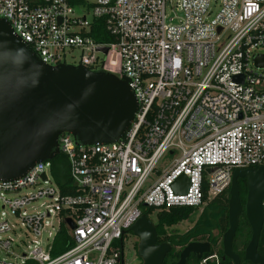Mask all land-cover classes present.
Here are the masks:
<instances>
[{
    "label": "built area",
    "instance_id": "obj_1",
    "mask_svg": "<svg viewBox=\"0 0 264 264\" xmlns=\"http://www.w3.org/2000/svg\"><path fill=\"white\" fill-rule=\"evenodd\" d=\"M210 12L211 0H0V18L43 63L123 75L138 102L115 142L58 136L73 193L47 161L0 180V264H138L123 235L144 210L198 208L235 169L264 165V69L253 65L264 0ZM61 226L70 246L55 255Z\"/></svg>",
    "mask_w": 264,
    "mask_h": 264
},
{
    "label": "water",
    "instance_id": "obj_2",
    "mask_svg": "<svg viewBox=\"0 0 264 264\" xmlns=\"http://www.w3.org/2000/svg\"><path fill=\"white\" fill-rule=\"evenodd\" d=\"M100 49L106 52V48ZM253 65L264 69V53L253 57ZM137 107V98L125 76L90 70L81 64L43 63L12 33L9 23L0 18V180L16 179L36 163L55 157L59 153L61 133H68L75 142L86 145L117 141L129 127ZM238 178L246 180L244 214L251 232L244 259L252 264H264V257L257 252L263 222L264 165L235 169L232 173L222 254L238 263L231 249L242 209ZM177 181L186 182L185 191L186 177L181 175ZM66 221L73 226L70 220ZM128 231L138 238L140 264L162 263L169 245L155 244L156 231L145 214ZM209 251L208 242H189L175 264H184L190 254L201 258Z\"/></svg>",
    "mask_w": 264,
    "mask_h": 264
},
{
    "label": "trees",
    "instance_id": "obj_3",
    "mask_svg": "<svg viewBox=\"0 0 264 264\" xmlns=\"http://www.w3.org/2000/svg\"><path fill=\"white\" fill-rule=\"evenodd\" d=\"M100 25H95L94 28H99ZM91 35L94 38H97L96 32L92 30ZM49 164V171L50 174L55 181V183L58 185L61 193L63 194H71L73 193V189L70 187V180L68 176V160L65 155L62 153H58L55 157H53L51 160L47 161ZM254 169L256 167H253ZM242 184L237 180L238 185V191H239V201L242 207H244L245 204V197H246V184L245 180L242 179ZM264 202V197H263ZM227 203H228V189L224 190L222 193L217 194L212 199L205 202L203 205V210L201 212V215L197 219L195 225L187 230L182 236L180 237V243L181 245H185L189 241H203V240H209V236L213 238L214 242L218 239H220L223 232L228 227L227 222ZM197 210L196 207L191 206H174L169 208L168 210L161 209L158 210L155 213V222L153 223L157 240H166V227H170L174 224H177L183 220H186L190 217L191 214H193ZM153 211L152 208L146 209L143 211V213L148 216ZM245 226L246 233L241 234V230H243ZM213 229H216L217 235H212L211 231ZM128 232V230L125 231ZM124 234V235H125ZM123 235V237H124ZM239 238V243L241 246V254L243 253V248L245 247L246 243L250 239V229L247 226V221L244 217V212L242 210L241 217L239 219V225L236 228L235 231V239ZM70 246V243L67 242V234L65 233V228L61 226V229L59 231V235L55 241V248L53 250V254L57 255L61 252H63L65 249H67ZM214 246V243H213ZM216 245L214 248L211 249L209 253H205L204 256L217 253L218 255H221V243H219L218 247L216 248ZM257 251L264 255V204H263V222L262 227L260 230L259 238H258V244H257ZM172 257V255H171ZM161 264H173V260H170L169 255L163 258V261ZM220 264H232V262L228 259H225L224 261H221ZM245 264H249L245 262Z\"/></svg>",
    "mask_w": 264,
    "mask_h": 264
},
{
    "label": "flooded vegetation",
    "instance_id": "obj_4",
    "mask_svg": "<svg viewBox=\"0 0 264 264\" xmlns=\"http://www.w3.org/2000/svg\"><path fill=\"white\" fill-rule=\"evenodd\" d=\"M242 179H244V178H238L237 180H239V182L242 184V182H243V180ZM245 180V179H244ZM245 184H246V180H245ZM229 188V187H228ZM246 198V197H245ZM245 205V204H244ZM242 207V206H241ZM202 210H203V208H202ZM227 210H228V203H227ZM242 210H243V212H244V207H242V209H241V211H240V214H239V216H238V222H237V226H236V228L238 227V225H239V219H240V217H241V212H242ZM244 217H245V214H244ZM228 218V217H227ZM245 219H246V217H245ZM247 221V220H246ZM227 222H228V220H227ZM247 226L249 227V225H248V223H247ZM167 228H169V227H166V240H160V241H158L157 240V236H156V241H155V244H159V243H166V244H168L169 245V250L166 252V254H165V256L167 257L168 255H169V257H170V260H173V264H175L176 263V261L179 259V254H180V252H181V250H182V248L186 245V244H188L189 242H208L209 243V245H210V251H211V249L212 248H214V246L215 245H217V244H219V243H221V241H222V235H221V237H220V239H218V240H216L215 242H214V240H213V238L212 237H208L209 238V240H201V241H199V240H195V241H189L188 243H186L184 246L183 245H181V243H180V237L182 236V233H175V232H171V231H169V230H167ZM250 229V228H249ZM236 231V230H235ZM129 232V231H128ZM240 232H242L241 234H245L246 233V230H245V226H244V228H243V230H241ZM131 233V232H130ZM250 235H251V232H250ZM134 236V235H133ZM135 237V243H134V245H133V249L135 250V252H136V255H137V242H138V238L136 237V236H134ZM239 238H240V236H238V238H236L235 239V235H234V237H233V240H232V245H231V249H232V251L237 255V257H238V263H236V264H245V262H247V263H249V264H252V263H250L249 261H247V260H245L244 259V248H243V253L241 254V246H240V244L241 243H239ZM249 241V240H248ZM213 243H214V246H213ZM247 244V243H246ZM246 246V245H245ZM209 251V252H210ZM258 252V251H257ZM258 254L260 255V256H263L264 257V255H262V254H260L259 252H258ZM171 255H172V257H171ZM164 256V257H165ZM139 257L138 256H136V259H138ZM203 259H204V261H203ZM225 259H227V258H224L223 257V254H222V244H221V255H218L217 253H214V254H210V255H207V256H204V254L202 255V257L201 258H196V256L195 255H193V254H190L186 259H185V262H184V264H207V263H210V264H220V262L221 261H224ZM228 260H230V259H228ZM231 262H232V264H235V263H233V261L232 260H230ZM135 262H138V264H140L141 263V260H140V258H139V260H136Z\"/></svg>",
    "mask_w": 264,
    "mask_h": 264
},
{
    "label": "rangeland",
    "instance_id": "obj_5",
    "mask_svg": "<svg viewBox=\"0 0 264 264\" xmlns=\"http://www.w3.org/2000/svg\"><path fill=\"white\" fill-rule=\"evenodd\" d=\"M218 8H219V0H211V12H210L211 17L214 16V14L217 12ZM71 56H74V59ZM78 56H79V51L77 49L68 50L66 60L68 63L74 62L77 64ZM42 185H45V183ZM39 203H40V201H38L35 205L37 206ZM202 208H203V205L198 207L197 210L193 214H191L188 219L183 220L177 224L170 226L169 228H167V230H169L171 232L179 233V234L180 233L184 234L187 230L191 229L195 225L197 219L201 215ZM149 219L154 223L155 222V214H153V213L150 214ZM16 233H18V231ZM211 234L217 235L216 229H213L211 231ZM135 241L136 240H135V237L133 236V234L130 232H126V234L124 235V238H123V249L125 251L127 258L131 261L139 260V258L136 259L137 255H136L135 250L133 249V245H134ZM218 245L219 244L216 245V248L218 247Z\"/></svg>",
    "mask_w": 264,
    "mask_h": 264
}]
</instances>
